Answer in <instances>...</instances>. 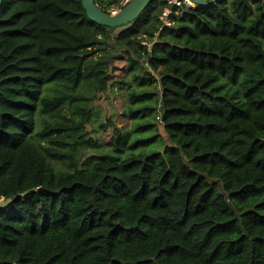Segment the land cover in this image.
I'll return each instance as SVG.
<instances>
[{
	"label": "trees",
	"instance_id": "16d2710c",
	"mask_svg": "<svg viewBox=\"0 0 264 264\" xmlns=\"http://www.w3.org/2000/svg\"><path fill=\"white\" fill-rule=\"evenodd\" d=\"M167 8L109 28L82 0H1L0 264H264V0L175 7L162 26ZM121 53L132 128L100 123L102 152L87 106L45 117L105 91Z\"/></svg>",
	"mask_w": 264,
	"mask_h": 264
},
{
	"label": "rangeland",
	"instance_id": "374dc122",
	"mask_svg": "<svg viewBox=\"0 0 264 264\" xmlns=\"http://www.w3.org/2000/svg\"><path fill=\"white\" fill-rule=\"evenodd\" d=\"M108 1V0H106ZM113 3H111L108 7H110ZM120 56H116L115 60L113 61V69L110 74L109 78V87L105 91H101L99 93L92 92L88 88H77L76 92H79L80 94L84 95V99L78 102H74L72 105H68L65 107L60 117H45L47 121H54L59 120L62 121L61 118L64 116L66 118H73L75 120H79V117L75 114H73L74 109L76 108V105L80 106H87L92 113L94 114V118L86 125L85 132L89 134L88 138H92L94 140H98L100 143V148L98 150L100 151H106L109 149L113 131L111 128H107L105 131H103L99 125L100 123H107V121L112 120V122L119 128L122 129H130L132 128V122L131 119L125 115V109L130 104L129 98H128V91H130V88L127 84L128 82H131V74L127 72L126 70V56L124 53L119 54ZM143 75V74H142ZM134 85L135 89L137 91L140 90L138 86L135 84V82L132 83ZM69 93L71 91L67 90ZM66 140L68 143L73 144L75 139L67 138ZM43 144L45 145H51L46 142ZM54 147H57L59 149L74 153L72 151L71 146H62L60 144L53 145ZM97 149H84L81 146H77V152L75 153L79 159L81 165L86 161L87 163H91L93 161V158H91V155L96 154L95 151ZM52 164L54 167L60 170H73L74 166L70 165L69 160H58L55 158H51ZM87 164V165H89ZM5 201L0 199V206L5 205Z\"/></svg>",
	"mask_w": 264,
	"mask_h": 264
},
{
	"label": "water",
	"instance_id": "95a60500",
	"mask_svg": "<svg viewBox=\"0 0 264 264\" xmlns=\"http://www.w3.org/2000/svg\"><path fill=\"white\" fill-rule=\"evenodd\" d=\"M151 2L152 0H131L115 15L99 8L95 0H82V6L90 21L101 26L118 28L131 23ZM194 2L200 7L207 5L203 0H194Z\"/></svg>",
	"mask_w": 264,
	"mask_h": 264
},
{
	"label": "built area",
	"instance_id": "2783aa9c",
	"mask_svg": "<svg viewBox=\"0 0 264 264\" xmlns=\"http://www.w3.org/2000/svg\"><path fill=\"white\" fill-rule=\"evenodd\" d=\"M131 0H116L115 3H113L107 10L106 12L111 14V15H115L116 13H118L126 4H128ZM204 2H206L207 4L209 2L214 3L216 0H203ZM166 4H167V9H165L164 11H162L159 15V21L162 24V26H170L171 25V21L169 18V15L171 13V10L175 7H185V8H197L200 7L198 6L194 0H166Z\"/></svg>",
	"mask_w": 264,
	"mask_h": 264
}]
</instances>
